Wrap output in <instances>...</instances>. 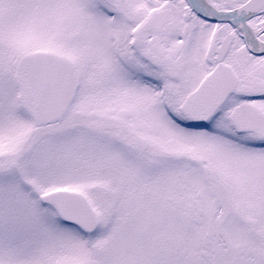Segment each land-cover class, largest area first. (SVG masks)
Returning <instances> with one entry per match:
<instances>
[{
	"label": "snow or ice",
	"instance_id": "snow-or-ice-1",
	"mask_svg": "<svg viewBox=\"0 0 264 264\" xmlns=\"http://www.w3.org/2000/svg\"><path fill=\"white\" fill-rule=\"evenodd\" d=\"M0 264H264V0H0Z\"/></svg>",
	"mask_w": 264,
	"mask_h": 264
}]
</instances>
